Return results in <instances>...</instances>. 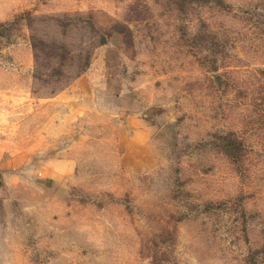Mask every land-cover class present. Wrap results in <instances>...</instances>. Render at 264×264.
Here are the masks:
<instances>
[{
    "label": "rangeland",
    "instance_id": "374dc122",
    "mask_svg": "<svg viewBox=\"0 0 264 264\" xmlns=\"http://www.w3.org/2000/svg\"><path fill=\"white\" fill-rule=\"evenodd\" d=\"M0 25V264H264V0Z\"/></svg>",
    "mask_w": 264,
    "mask_h": 264
},
{
    "label": "crops",
    "instance_id": "0c3cea01",
    "mask_svg": "<svg viewBox=\"0 0 264 264\" xmlns=\"http://www.w3.org/2000/svg\"><path fill=\"white\" fill-rule=\"evenodd\" d=\"M80 80H81V79L79 78V79H77V81H76L77 84H79V87H80V82H81ZM137 128H138V127H137ZM141 132H142V131H141Z\"/></svg>",
    "mask_w": 264,
    "mask_h": 264
},
{
    "label": "trees",
    "instance_id": "16d2710c",
    "mask_svg": "<svg viewBox=\"0 0 264 264\" xmlns=\"http://www.w3.org/2000/svg\"><path fill=\"white\" fill-rule=\"evenodd\" d=\"M1 26V25H0ZM105 41H103V38H102V43H104Z\"/></svg>",
    "mask_w": 264,
    "mask_h": 264
}]
</instances>
